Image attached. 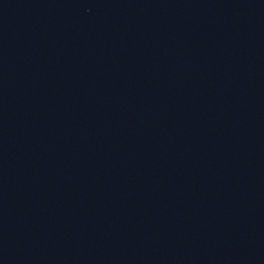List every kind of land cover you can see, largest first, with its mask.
Returning a JSON list of instances; mask_svg holds the SVG:
<instances>
[{"label": "water", "instance_id": "obj_1", "mask_svg": "<svg viewBox=\"0 0 264 264\" xmlns=\"http://www.w3.org/2000/svg\"><path fill=\"white\" fill-rule=\"evenodd\" d=\"M25 0H0V41Z\"/></svg>", "mask_w": 264, "mask_h": 264}]
</instances>
